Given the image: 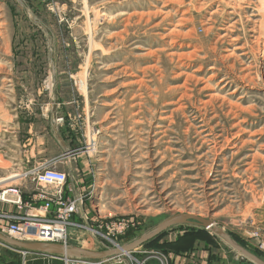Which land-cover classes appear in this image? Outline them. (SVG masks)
Listing matches in <instances>:
<instances>
[{"label": "rangeland", "instance_id": "rangeland-1", "mask_svg": "<svg viewBox=\"0 0 264 264\" xmlns=\"http://www.w3.org/2000/svg\"><path fill=\"white\" fill-rule=\"evenodd\" d=\"M18 123L63 148L74 178L71 158L87 165L88 217L67 244L114 248L192 213L264 260V0H0V179L22 176L1 155ZM21 251L0 239V264H23ZM130 253L255 264L195 223Z\"/></svg>", "mask_w": 264, "mask_h": 264}, {"label": "built area", "instance_id": "built-area-1", "mask_svg": "<svg viewBox=\"0 0 264 264\" xmlns=\"http://www.w3.org/2000/svg\"><path fill=\"white\" fill-rule=\"evenodd\" d=\"M32 180L41 184V191L38 192V200L42 203L34 205L22 201L18 188L0 189V200L12 202L18 208L22 206L29 207L25 216H14V219L9 220L0 227L7 236L20 242H53V243H68L69 227L74 225L73 218L79 213L81 200L73 198L65 193V184L68 181V174L54 165L47 164L33 170ZM12 194L16 195L12 198ZM88 216L86 215L85 218ZM24 220V221H20ZM124 221L111 222L109 229L110 234L119 233L124 229ZM88 228V225H84ZM264 248V238L261 244ZM26 253L34 255L32 259L37 258H52L54 255L23 250L21 256L24 258L23 264H26ZM63 261L62 264H146L145 260L136 258L131 253L110 256L100 259H86L72 256L59 257Z\"/></svg>", "mask_w": 264, "mask_h": 264}, {"label": "crops", "instance_id": "crops-1", "mask_svg": "<svg viewBox=\"0 0 264 264\" xmlns=\"http://www.w3.org/2000/svg\"><path fill=\"white\" fill-rule=\"evenodd\" d=\"M29 126H27V130H22L21 123L16 125L17 130L11 131V135L8 137V139H10V149L7 153H3L1 155L3 156V162L5 164L3 168H5V170L20 171L22 173L20 174L22 175L21 179L18 178L19 176L15 175L10 177L7 176L6 181L11 180V184H9L7 187L18 188L23 202L39 205L42 203V201L38 200V192L42 190V185L32 180L31 174L33 170L47 164L59 167L62 171H66L68 168L65 167L63 162H60V159L56 161L57 158H60L65 153L63 148L56 146V150H48L45 144L46 138L44 132L42 130L35 131L32 125ZM24 138H26V140H24ZM78 157L79 156H74L70 160V169L71 167H74V169L78 171V178H74L73 174H71V170H68V176L72 177L71 189L70 192H68L65 186V193L70 197L79 198L82 201L79 207V213H77L75 216L79 215L83 218L86 217V215L88 216V206L84 207L85 200L82 195L81 187L84 183H88V177L86 176L88 174V168L87 165L82 166L84 165V162L82 161L77 163V161H79ZM78 165L82 166V171H84L86 175L79 173V169L77 168ZM79 175L84 177L81 178ZM19 180L20 182L17 184ZM0 183L2 182L0 181ZM11 196L12 198L16 197L14 194ZM4 211H6L8 216L22 215L23 212V210H20L18 206L12 202L7 203L0 201V212ZM4 224V220L0 218V227Z\"/></svg>", "mask_w": 264, "mask_h": 264}, {"label": "water", "instance_id": "water-1", "mask_svg": "<svg viewBox=\"0 0 264 264\" xmlns=\"http://www.w3.org/2000/svg\"><path fill=\"white\" fill-rule=\"evenodd\" d=\"M188 223L198 224L203 228H205L206 230L213 231L221 235L233 248H235L243 255L253 260L255 264H264V260L260 259L255 254L246 250L241 245L236 243L226 231H224L212 220L203 218L201 216L192 213H177L171 215L163 219L151 230L141 234L138 238L134 239L133 241L126 243L124 245H119V246L117 245L114 248H108L101 251L89 250L77 245L64 244V243L20 242L7 236L2 231H0V239L11 245L17 246L23 250L37 251V252L54 255L52 258L31 259L28 260L26 264H62L63 261L61 260V258H59L61 256H72V257L86 258V259H100L110 256L121 255L124 253L125 254L130 253L140 245L161 235L167 229L176 225L188 224Z\"/></svg>", "mask_w": 264, "mask_h": 264}, {"label": "bare ground", "instance_id": "bare-ground-1", "mask_svg": "<svg viewBox=\"0 0 264 264\" xmlns=\"http://www.w3.org/2000/svg\"><path fill=\"white\" fill-rule=\"evenodd\" d=\"M103 19V18H102ZM14 176V175H13ZM8 179V178H7ZM4 180H6V178H4V179H0V181L2 182V181H4ZM28 255H27V257L30 255L29 253H27ZM26 257V258H27Z\"/></svg>", "mask_w": 264, "mask_h": 264}]
</instances>
